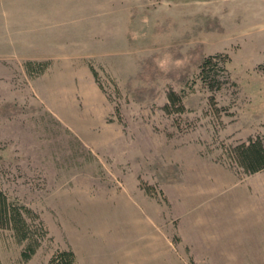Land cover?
<instances>
[{"label":"rangeland","instance_id":"374dc122","mask_svg":"<svg viewBox=\"0 0 264 264\" xmlns=\"http://www.w3.org/2000/svg\"><path fill=\"white\" fill-rule=\"evenodd\" d=\"M257 136L264 0H0V190L46 229L22 261L0 227V264H264Z\"/></svg>","mask_w":264,"mask_h":264},{"label":"trees","instance_id":"16d2710c","mask_svg":"<svg viewBox=\"0 0 264 264\" xmlns=\"http://www.w3.org/2000/svg\"><path fill=\"white\" fill-rule=\"evenodd\" d=\"M218 58V59H217ZM228 55L226 53H214L206 55L199 63L198 76L202 83L209 89L221 87L220 81L215 77L214 71L219 61L225 64ZM45 62L27 61V71L38 68L42 71ZM35 64V66H33ZM93 73V69L90 67ZM172 102L178 100L173 91L168 93ZM179 101V100H178ZM231 154L236 163L246 173H252L264 168V144L261 137H251L247 141H241L231 147ZM36 214L27 206L15 203L0 190V227L9 228L16 241L23 243L20 250V260H28L36 251L41 239L46 233L42 222L38 221L37 228H32V223L27 216ZM39 229V233L37 232ZM48 264H76L73 250L69 248L56 249L50 256Z\"/></svg>","mask_w":264,"mask_h":264}]
</instances>
